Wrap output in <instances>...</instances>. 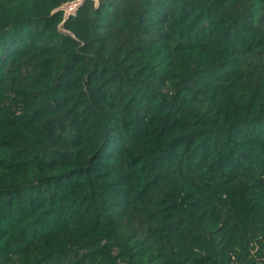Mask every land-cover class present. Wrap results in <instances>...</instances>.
<instances>
[{
    "label": "trees",
    "instance_id": "1",
    "mask_svg": "<svg viewBox=\"0 0 264 264\" xmlns=\"http://www.w3.org/2000/svg\"><path fill=\"white\" fill-rule=\"evenodd\" d=\"M0 0V264H264V0Z\"/></svg>",
    "mask_w": 264,
    "mask_h": 264
},
{
    "label": "water",
    "instance_id": "2",
    "mask_svg": "<svg viewBox=\"0 0 264 264\" xmlns=\"http://www.w3.org/2000/svg\"><path fill=\"white\" fill-rule=\"evenodd\" d=\"M87 0H77L71 3H67L65 5H63L60 9H58L57 11H64V8H71L72 11L70 12H65V21L68 20L70 18V16L75 15L77 13V11L79 10V8L86 2ZM96 3L97 7L99 6L100 0H92Z\"/></svg>",
    "mask_w": 264,
    "mask_h": 264
},
{
    "label": "rangeland",
    "instance_id": "3",
    "mask_svg": "<svg viewBox=\"0 0 264 264\" xmlns=\"http://www.w3.org/2000/svg\"><path fill=\"white\" fill-rule=\"evenodd\" d=\"M64 9H65V12H66V13L72 11L71 8H67V7H66V8H64Z\"/></svg>",
    "mask_w": 264,
    "mask_h": 264
}]
</instances>
